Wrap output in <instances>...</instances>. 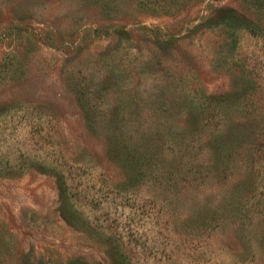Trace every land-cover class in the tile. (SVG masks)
<instances>
[{
	"label": "rangeland",
	"instance_id": "obj_1",
	"mask_svg": "<svg viewBox=\"0 0 264 264\" xmlns=\"http://www.w3.org/2000/svg\"><path fill=\"white\" fill-rule=\"evenodd\" d=\"M0 264H264V0H0Z\"/></svg>",
	"mask_w": 264,
	"mask_h": 264
},
{
	"label": "trees",
	"instance_id": "obj_2",
	"mask_svg": "<svg viewBox=\"0 0 264 264\" xmlns=\"http://www.w3.org/2000/svg\"><path fill=\"white\" fill-rule=\"evenodd\" d=\"M232 26V22L230 21H224V27L227 28V27H231Z\"/></svg>",
	"mask_w": 264,
	"mask_h": 264
}]
</instances>
